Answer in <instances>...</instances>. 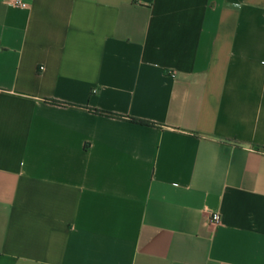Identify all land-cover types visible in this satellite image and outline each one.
<instances>
[{"label": "crops", "instance_id": "1", "mask_svg": "<svg viewBox=\"0 0 264 264\" xmlns=\"http://www.w3.org/2000/svg\"><path fill=\"white\" fill-rule=\"evenodd\" d=\"M19 1L0 264H264V0Z\"/></svg>", "mask_w": 264, "mask_h": 264}, {"label": "built area", "instance_id": "2", "mask_svg": "<svg viewBox=\"0 0 264 264\" xmlns=\"http://www.w3.org/2000/svg\"><path fill=\"white\" fill-rule=\"evenodd\" d=\"M14 4L17 5V6H20V7H25L26 4L19 1V0H13ZM171 75H174L173 72H171ZM209 221L210 223L212 224H218L220 222V216L218 213L216 212H213V213H210L209 215Z\"/></svg>", "mask_w": 264, "mask_h": 264}, {"label": "trees", "instance_id": "3", "mask_svg": "<svg viewBox=\"0 0 264 264\" xmlns=\"http://www.w3.org/2000/svg\"><path fill=\"white\" fill-rule=\"evenodd\" d=\"M50 101H52V102H56L55 100H50ZM96 111H97V110H96ZM99 112L104 113V114H108V115H115V116H118V117H122V116H120V115H116V114H113V113L108 112V111H99ZM129 119H130L131 121H133V122H137V123H141V124H152V123H150V122H148V121L140 120V119L133 118V117H130Z\"/></svg>", "mask_w": 264, "mask_h": 264}]
</instances>
